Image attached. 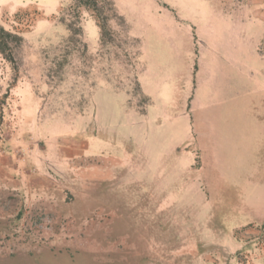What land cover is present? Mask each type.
<instances>
[{"label":"rangeland","instance_id":"obj_1","mask_svg":"<svg viewBox=\"0 0 264 264\" xmlns=\"http://www.w3.org/2000/svg\"><path fill=\"white\" fill-rule=\"evenodd\" d=\"M105 1L0 0V264H264V0Z\"/></svg>","mask_w":264,"mask_h":264},{"label":"trees","instance_id":"obj_2","mask_svg":"<svg viewBox=\"0 0 264 264\" xmlns=\"http://www.w3.org/2000/svg\"><path fill=\"white\" fill-rule=\"evenodd\" d=\"M77 4L84 9L91 10L95 13V18L97 25L101 32L108 33L107 30V21L108 17L106 16L110 12L111 8H100L98 6L99 0H76ZM103 3L108 7L110 4L105 0H102ZM71 35L80 36V33H74L69 27ZM77 41V40H76ZM23 39L15 32L8 31L0 25V56L1 58L8 62L13 71H17L18 65L15 58L16 51L22 45Z\"/></svg>","mask_w":264,"mask_h":264},{"label":"crops","instance_id":"obj_3","mask_svg":"<svg viewBox=\"0 0 264 264\" xmlns=\"http://www.w3.org/2000/svg\"><path fill=\"white\" fill-rule=\"evenodd\" d=\"M238 9V14L240 15L242 12H244L245 10H250V11H253L254 12V8H237ZM237 14V13H236ZM2 154V155H1ZM0 154V164L1 165H7L6 163H3V160H5L6 158H5V156H3V155H5L4 153H1ZM1 167V166H0ZM16 168V167H15ZM14 168V169H15ZM7 176H8V173L6 174Z\"/></svg>","mask_w":264,"mask_h":264}]
</instances>
